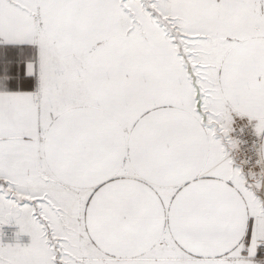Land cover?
I'll list each match as a JSON object with an SVG mask.
<instances>
[{
  "label": "snow or ice",
  "instance_id": "snow-or-ice-1",
  "mask_svg": "<svg viewBox=\"0 0 264 264\" xmlns=\"http://www.w3.org/2000/svg\"><path fill=\"white\" fill-rule=\"evenodd\" d=\"M262 166L264 0H0V264H264Z\"/></svg>",
  "mask_w": 264,
  "mask_h": 264
},
{
  "label": "rangeland",
  "instance_id": "rangeland-1",
  "mask_svg": "<svg viewBox=\"0 0 264 264\" xmlns=\"http://www.w3.org/2000/svg\"><path fill=\"white\" fill-rule=\"evenodd\" d=\"M256 175H262L264 174V167H260V169L255 173ZM17 229L14 226H6L0 232H2V235H0V242L8 244V243H15V232ZM22 243H27L28 238L22 237L21 238Z\"/></svg>",
  "mask_w": 264,
  "mask_h": 264
},
{
  "label": "built area",
  "instance_id": "built-area-1",
  "mask_svg": "<svg viewBox=\"0 0 264 264\" xmlns=\"http://www.w3.org/2000/svg\"><path fill=\"white\" fill-rule=\"evenodd\" d=\"M262 167H264V166H262Z\"/></svg>",
  "mask_w": 264,
  "mask_h": 264
}]
</instances>
